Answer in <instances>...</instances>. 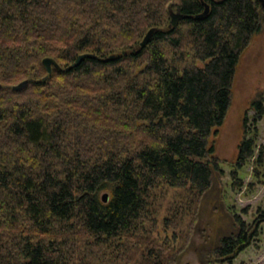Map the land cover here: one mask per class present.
<instances>
[{
  "label": "trees",
  "instance_id": "16d2710c",
  "mask_svg": "<svg viewBox=\"0 0 264 264\" xmlns=\"http://www.w3.org/2000/svg\"><path fill=\"white\" fill-rule=\"evenodd\" d=\"M263 8L259 0H0V264H130L143 246L148 263L182 264L173 238L148 240L157 227L152 191L162 183L203 196L223 174L210 139L228 117L241 56L264 31ZM172 14L185 18L173 26ZM83 54L94 58L73 67ZM45 58L60 68L49 75ZM251 110L235 180L254 158L264 166V148L256 156L264 95ZM259 221L235 215L237 231L221 237L208 264H233Z\"/></svg>",
  "mask_w": 264,
  "mask_h": 264
},
{
  "label": "rangeland",
  "instance_id": "374dc122",
  "mask_svg": "<svg viewBox=\"0 0 264 264\" xmlns=\"http://www.w3.org/2000/svg\"><path fill=\"white\" fill-rule=\"evenodd\" d=\"M261 95H264V31L253 38L250 47L241 56L228 117L218 128L216 136L210 139L223 174H215L213 187L203 196L162 183L152 191L149 208L151 217L158 224L150 237L147 236L148 240L161 242L167 239L169 242L173 238L175 248L184 256L182 264H208V254L218 245L221 237L237 231L235 215L242 216L249 225L260 221L259 236L233 264H264V166H256L254 158L238 170L239 180L232 177L236 170L238 146L243 138L244 118L248 113L252 120L254 111L251 104ZM258 129L256 156L260 148H264V119L259 122ZM255 167L260 169L259 177L255 176ZM237 181L242 184L235 186ZM105 194L111 197V192L105 190L101 192V198ZM167 217L177 221L176 229H165ZM143 249L144 246L142 252ZM141 251L132 249L129 252L130 264H153L152 261H145ZM182 257H179V263Z\"/></svg>",
  "mask_w": 264,
  "mask_h": 264
},
{
  "label": "water",
  "instance_id": "95a60500",
  "mask_svg": "<svg viewBox=\"0 0 264 264\" xmlns=\"http://www.w3.org/2000/svg\"><path fill=\"white\" fill-rule=\"evenodd\" d=\"M259 1L261 2V4H262L263 7H264V0H259ZM207 12H208V7H207V9H206V11H205L204 14H207ZM201 16H202V15H201ZM201 16H199V17H201ZM199 17H198V18H199ZM182 18H185V17H184V16H181V15H179V14H172L171 24H172L173 26H177L178 23H179V21H180ZM152 34H153V30H150V31L147 33V35H146V37L144 38V40L142 41V43H141V47H145V46L149 43V41H150V39H151V37H152ZM86 58H94V55H92V54H83V55L79 56L78 59L76 60V62L73 64V67H76V66H78L79 64H81V62H82L84 59H86ZM43 64H44V66L46 67L47 72H48L49 75L52 73V68H53V66H55V67L58 68V69L60 68V66H59V65L55 62V60H53L52 58H45L44 61H43ZM29 84H30V81L26 80V81H23V82H21V83H19V84H17V85H14V86L12 87V89H13L14 91H16V92H18V91H22V90H24L25 88H27V87L29 86ZM1 87H2V86L0 85V88H1ZM108 199H109V195H108V194H105V195L103 196V201H104V202H107Z\"/></svg>",
  "mask_w": 264,
  "mask_h": 264
},
{
  "label": "bare ground",
  "instance_id": "6f19581e",
  "mask_svg": "<svg viewBox=\"0 0 264 264\" xmlns=\"http://www.w3.org/2000/svg\"><path fill=\"white\" fill-rule=\"evenodd\" d=\"M263 9H264V8H263ZM53 68H54V67H53ZM41 82H42V81H41ZM215 136H216V135H215ZM213 141H214V140H213ZM148 144H149V143H148ZM213 177H214V176H213ZM165 186H166V185H165ZM212 187H213V186H212ZM220 187H221V186H220ZM178 189H179V188H178ZM178 189H177V190H178ZM222 203H223V202H222ZM225 210H226V209H225ZM157 224H158V222H157ZM172 229H173V228H172ZM167 231H168V229H167ZM165 234H166V233H165ZM236 234H237V233H236ZM190 235H191V234H190ZM218 242H219V241H218ZM215 247H216V246H215ZM124 248H125V247H124ZM123 250H124V249H123ZM139 253H140V252H139ZM140 255H141V254H140ZM137 256H138V255H137ZM137 256H136V257H137ZM141 256H142V255H141ZM141 256H140V257H141ZM137 259H138V258H137ZM207 259H208V258H207ZM137 261H138V260H137ZM137 261H136V262H137Z\"/></svg>",
  "mask_w": 264,
  "mask_h": 264
}]
</instances>
